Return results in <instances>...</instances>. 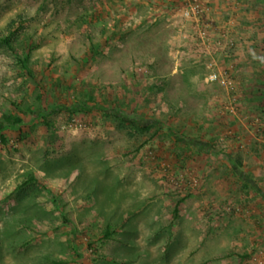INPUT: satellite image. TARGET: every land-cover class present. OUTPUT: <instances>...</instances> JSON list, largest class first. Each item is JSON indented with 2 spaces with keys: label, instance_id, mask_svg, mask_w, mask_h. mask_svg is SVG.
I'll return each mask as SVG.
<instances>
[{
  "label": "rangeland",
  "instance_id": "rangeland-1",
  "mask_svg": "<svg viewBox=\"0 0 264 264\" xmlns=\"http://www.w3.org/2000/svg\"><path fill=\"white\" fill-rule=\"evenodd\" d=\"M11 113L0 264H264V0H0Z\"/></svg>",
  "mask_w": 264,
  "mask_h": 264
},
{
  "label": "trees",
  "instance_id": "trees-1",
  "mask_svg": "<svg viewBox=\"0 0 264 264\" xmlns=\"http://www.w3.org/2000/svg\"><path fill=\"white\" fill-rule=\"evenodd\" d=\"M25 67L27 65L25 64V61L22 60ZM141 123H145L144 127H148L150 125V121L147 119ZM22 122V117L20 115H14V114H4L2 119H0V137L5 140V135L3 133V130L7 127L16 126L17 124H20ZM109 232V231H108ZM54 263L59 264L62 262V260H53Z\"/></svg>",
  "mask_w": 264,
  "mask_h": 264
}]
</instances>
